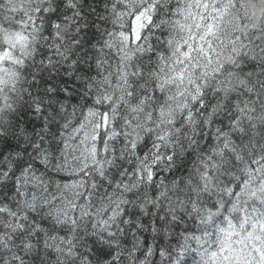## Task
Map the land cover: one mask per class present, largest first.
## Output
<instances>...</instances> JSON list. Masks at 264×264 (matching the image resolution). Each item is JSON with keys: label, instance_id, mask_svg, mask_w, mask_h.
Wrapping results in <instances>:
<instances>
[{"label": "trees", "instance_id": "trees-1", "mask_svg": "<svg viewBox=\"0 0 264 264\" xmlns=\"http://www.w3.org/2000/svg\"><path fill=\"white\" fill-rule=\"evenodd\" d=\"M2 52L0 264H264V0H0Z\"/></svg>", "mask_w": 264, "mask_h": 264}, {"label": "rangeland", "instance_id": "rangeland-1", "mask_svg": "<svg viewBox=\"0 0 264 264\" xmlns=\"http://www.w3.org/2000/svg\"><path fill=\"white\" fill-rule=\"evenodd\" d=\"M19 36H17V34H14V35H11L10 37H9V42L11 41V42H17V41H19ZM3 54V52L2 53H0V60L2 59V55ZM7 68V67H6ZM8 70L7 69H1L0 70V83H2V80L4 79V77H6L7 76V74H8Z\"/></svg>", "mask_w": 264, "mask_h": 264}]
</instances>
